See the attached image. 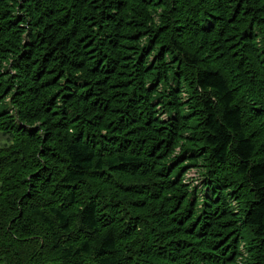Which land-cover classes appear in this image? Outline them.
I'll list each match as a JSON object with an SVG mask.
<instances>
[{"label": "trees", "instance_id": "16d2710c", "mask_svg": "<svg viewBox=\"0 0 264 264\" xmlns=\"http://www.w3.org/2000/svg\"><path fill=\"white\" fill-rule=\"evenodd\" d=\"M0 264H264V0H0Z\"/></svg>", "mask_w": 264, "mask_h": 264}, {"label": "rangeland", "instance_id": "374dc122", "mask_svg": "<svg viewBox=\"0 0 264 264\" xmlns=\"http://www.w3.org/2000/svg\"><path fill=\"white\" fill-rule=\"evenodd\" d=\"M4 144V140L3 139H0V146Z\"/></svg>", "mask_w": 264, "mask_h": 264}]
</instances>
